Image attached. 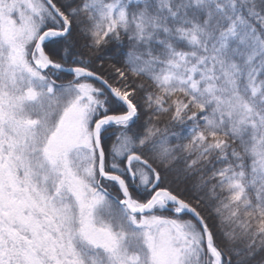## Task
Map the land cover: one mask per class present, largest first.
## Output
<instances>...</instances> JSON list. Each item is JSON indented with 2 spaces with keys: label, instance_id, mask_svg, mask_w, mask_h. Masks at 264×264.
Returning a JSON list of instances; mask_svg holds the SVG:
<instances>
[{
  "label": "snow or ice",
  "instance_id": "6c2138e0",
  "mask_svg": "<svg viewBox=\"0 0 264 264\" xmlns=\"http://www.w3.org/2000/svg\"><path fill=\"white\" fill-rule=\"evenodd\" d=\"M258 254L264 0H0V264Z\"/></svg>",
  "mask_w": 264,
  "mask_h": 264
},
{
  "label": "trees",
  "instance_id": "16d2710c",
  "mask_svg": "<svg viewBox=\"0 0 264 264\" xmlns=\"http://www.w3.org/2000/svg\"><path fill=\"white\" fill-rule=\"evenodd\" d=\"M87 42H88V41H85L82 37L80 38V44H81V45L84 44V43H87ZM125 43H126V41H125ZM109 47H111V45H110ZM122 47H123V46H122ZM57 58H59V57H57ZM114 63H116V62H115L114 60H111V61H107V62H106V65H107V64H114ZM121 66H122V65L117 64V67H121ZM71 78H72L71 76H66V77H65V79H71ZM110 82H111V81H110ZM146 82H147V81H146ZM141 95H142V94H141ZM146 119H147V117L142 115V117H141V122H144ZM174 130H176V129H174ZM113 139H114V137H113ZM109 143H110V142H109ZM174 143H175V141H174ZM209 212H211V208H208L207 211H206L204 214L207 216ZM237 246H240L239 242H238ZM262 256H264V254H258V255L254 258V260L251 262V264H260L261 259H262Z\"/></svg>",
  "mask_w": 264,
  "mask_h": 264
}]
</instances>
